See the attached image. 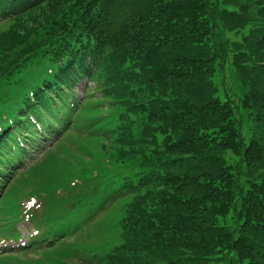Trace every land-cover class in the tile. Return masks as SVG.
I'll return each mask as SVG.
<instances>
[{
	"label": "trees",
	"instance_id": "trees-1",
	"mask_svg": "<svg viewBox=\"0 0 264 264\" xmlns=\"http://www.w3.org/2000/svg\"><path fill=\"white\" fill-rule=\"evenodd\" d=\"M82 79L102 101L72 98ZM4 109L0 223L98 170L82 208L119 238L82 264H264V0H0Z\"/></svg>",
	"mask_w": 264,
	"mask_h": 264
},
{
	"label": "rangeland",
	"instance_id": "rangeland-1",
	"mask_svg": "<svg viewBox=\"0 0 264 264\" xmlns=\"http://www.w3.org/2000/svg\"><path fill=\"white\" fill-rule=\"evenodd\" d=\"M230 37L232 38V39H235V37L233 36V35H230ZM90 86H91V88L92 89H94V85L93 84H90ZM77 95H78V97H82L83 96V91L85 90V86H79L78 88H77ZM90 92H92V91H90ZM100 95V94H99ZM100 101H102V100H100ZM3 111H5V109L3 110ZM2 111V112H3ZM98 165V164H97ZM112 223V220H111V217H109V218H107L104 222H103V225L105 226L104 227V230H103V232H101V233H99L97 236H96V241L97 242H100L101 240H103V241H105V242H114V241H116V240H118V236L117 237H114L113 235H110L109 237H105L104 236V234H105V229H106V227L108 226V224H111ZM34 229V227L32 226V225H30V224H20L19 225V230H20V232H21V237H28V234H29V232H31L32 230ZM24 240V239H23ZM26 240V239H25Z\"/></svg>",
	"mask_w": 264,
	"mask_h": 264
}]
</instances>
